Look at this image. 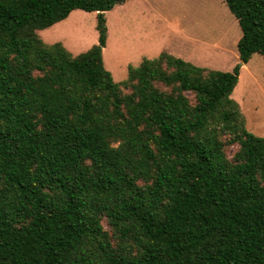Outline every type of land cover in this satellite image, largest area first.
<instances>
[{
    "label": "trees",
    "instance_id": "16d2710c",
    "mask_svg": "<svg viewBox=\"0 0 264 264\" xmlns=\"http://www.w3.org/2000/svg\"><path fill=\"white\" fill-rule=\"evenodd\" d=\"M124 1L0 0V264H264V138L231 97L264 57V0H223L231 71L162 51L116 83ZM74 10L97 32L76 55L38 34Z\"/></svg>",
    "mask_w": 264,
    "mask_h": 264
},
{
    "label": "rangeland",
    "instance_id": "374dc122",
    "mask_svg": "<svg viewBox=\"0 0 264 264\" xmlns=\"http://www.w3.org/2000/svg\"><path fill=\"white\" fill-rule=\"evenodd\" d=\"M95 25V13L74 10L38 34L45 44L59 42L76 55L96 43ZM106 29L103 61L116 83L128 68L162 51L207 69L231 71L238 63L241 33L223 0H125L106 13ZM231 97L245 127L264 138V57L254 54L242 66ZM236 148H228V156Z\"/></svg>",
    "mask_w": 264,
    "mask_h": 264
},
{
    "label": "crops",
    "instance_id": "0c3cea01",
    "mask_svg": "<svg viewBox=\"0 0 264 264\" xmlns=\"http://www.w3.org/2000/svg\"><path fill=\"white\" fill-rule=\"evenodd\" d=\"M118 6H119V5H116L111 11H113V10H114L116 7H118ZM106 41H107V40H106ZM96 42H97V40H96ZM93 45H94V44H93ZM91 46H92V45H91ZM91 46H90V47H91ZM90 47H89V48H90ZM167 52H168L169 54H171L172 56H175V55H173L170 51H167ZM102 56H103V51H102ZM175 57H177V56H175ZM140 63H141V62H140ZM140 63H139V64H140ZM139 64H138V65H139Z\"/></svg>",
    "mask_w": 264,
    "mask_h": 264
}]
</instances>
